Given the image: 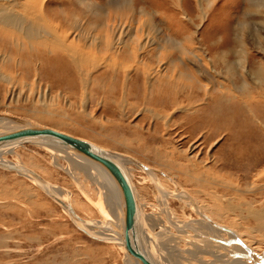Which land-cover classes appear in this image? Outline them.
<instances>
[{"label":"rangeland","instance_id":"1","mask_svg":"<svg viewBox=\"0 0 264 264\" xmlns=\"http://www.w3.org/2000/svg\"><path fill=\"white\" fill-rule=\"evenodd\" d=\"M38 1L79 50L74 59L52 41L13 33L5 43L0 35V114L137 157L169 191L187 189L211 212L221 204L215 221L264 255L255 217L264 216V0H91L99 4L92 9L80 0ZM109 56L117 65L98 63ZM5 158L68 190L82 216L103 218L86 195L95 198V185L65 157L25 144ZM134 173L146 208L160 213L153 183ZM170 199L180 221L197 217ZM61 208L30 178L0 167V264H125L121 247L79 230ZM200 255L203 264L215 259Z\"/></svg>","mask_w":264,"mask_h":264},{"label":"bare ground","instance_id":"2","mask_svg":"<svg viewBox=\"0 0 264 264\" xmlns=\"http://www.w3.org/2000/svg\"><path fill=\"white\" fill-rule=\"evenodd\" d=\"M80 3H85L86 6L89 7L90 9H92V7L94 6L99 5V4L97 5L96 2L94 4L91 0H80ZM111 4L114 3L111 2ZM44 12L45 11L43 4L42 3L39 4L38 0H29V3L27 2V0H0V35H2L1 41H4L6 43L8 39L11 38L13 33H17L18 37L24 36L28 38L30 41L35 42L37 44L41 43L43 45H48L47 43L49 41H52L56 46L60 47L61 50H63L64 52L67 51L70 56L72 57L76 56L79 48L74 45L73 43L74 41L69 42L68 40L69 36L61 34L58 31V26L54 24L46 16ZM109 26L111 27V25ZM109 26L108 25L106 26L107 30L110 32L114 31ZM4 27H6V29H3ZM127 28L128 29L126 30L127 32L126 34H128L129 32V27ZM122 37L119 38L121 39ZM121 40L127 42L126 39H121ZM139 42L140 40L137 41L138 44ZM145 43H147V41ZM140 45L143 47L142 44ZM128 47L130 46L128 45ZM87 49L88 48H85V50ZM85 53L83 52L82 54L80 53V56L83 55L85 57H88L87 56L88 51ZM153 57L156 58L155 56ZM117 58L114 59L111 56L105 57L102 58L101 61L99 60L98 63L99 64H101L102 62L105 63L104 62L105 60L106 62H109L113 65H117L118 62L116 61ZM237 97L240 99L244 98L245 100L247 98H251L248 96L244 97L241 95H237ZM211 104H213V102ZM31 121L32 120L29 118L17 116L14 114L12 115L9 114L8 112L5 113L2 112L0 114V135H5L6 133L9 132L12 133L19 129L32 126ZM94 143L99 145L100 147L109 150L114 156V158L121 164L122 168L127 173L132 189L134 191L136 204H137V218H136L137 237L135 240L136 242L135 245L137 250L141 254L149 258L152 264H196V262L198 264H203L204 259L201 258L202 257L200 255L201 253L209 256L214 255L215 259L212 260V262H209V264H255V261L252 260L249 256H245V257L239 256L238 251L241 253L248 254L247 250L243 247L242 244L234 241V238L236 237L240 238L243 241V237L241 233L235 227L233 226L228 227L229 226L228 224L226 225L222 223L220 224L218 223V221H215V219L213 218L215 217L214 214L216 213L220 214V210L222 208V206H220L221 204L219 205V207L217 206L219 212L212 211L213 212L212 213L209 210V208H207L202 203V201L198 199V197L196 198L194 196L195 194L192 195L190 191L189 192L187 191V189L184 188L182 189L177 187L176 191L173 192L172 190L169 191L170 189L168 190L165 187L166 185H164L163 183L165 181L162 182L161 178L157 175L156 172H158V170L140 161L137 157L131 156L124 152L114 151L106 147L105 145H101L96 142ZM25 144H14L12 146L6 147V150L1 151L0 167H5V165L8 164L20 168L21 171L27 170L28 172L34 173V174H28V173L25 174V172L23 173L21 171L14 170L30 178L40 188H42L45 191V193H47L53 199L58 201L62 206L61 209H63L64 213L69 218L71 217L72 221L75 223L78 229L80 228L79 230L84 231L92 238L110 241L111 243L121 247L125 257L124 259L125 264H143L131 254L126 244L125 232H124L126 226V221H125L126 212H125L124 199H123L124 196L122 195V190L120 185L116 181L115 177L112 175L110 169L103 163L93 158H90L86 155H83L78 151L67 148L64 145L52 144L48 142H36V141L27 143V144H35L37 146L46 147L52 153L54 160H58V158L60 157H65L69 164L70 170L76 171V173L80 171L83 172L84 176L87 177L86 179L90 180L91 183L95 185V187L93 186L94 187L93 192L94 190L96 192L95 198H92V196H89L87 193L86 195L89 201L103 214V218L94 219V218H90L89 216H88L89 218H87L85 216H82L78 212V209L76 208V205L74 206L72 197L68 190H65L64 188H61L58 185L50 183L37 171H35L31 167L26 166L25 164H22V162L11 161L5 158L6 153L12 150L14 151V149L20 146H25ZM239 146L238 148H240ZM246 150L244 149V147H242L240 149V152L242 153L245 152ZM137 169L140 170L143 174L144 173L146 174V175L144 174L145 177L143 179H145L146 181L151 180V182L153 183V187L155 189V200L159 204L158 207L160 213H151L146 208L147 203L146 200L144 199L145 196L143 197L141 195L135 180L134 171ZM196 174H197V178L199 179L200 174H198L197 172ZM170 197L176 198L179 202L183 204L182 206L190 208L191 210H195L194 212H196L197 217L193 218L190 221H182V220L180 221L178 218L175 217V215L172 212L173 209L171 206L172 199H170ZM224 209L225 208H223V210ZM153 210H157V208L156 209L154 208ZM259 213L260 212H256L255 217L256 220L259 222V225L263 227L262 229L264 230V220H263L264 216H261ZM221 214L224 215L223 213ZM235 245L238 247V249ZM249 247L252 248L254 251H256V249H254L252 245ZM183 253L186 255H183Z\"/></svg>","mask_w":264,"mask_h":264},{"label":"water","instance_id":"3","mask_svg":"<svg viewBox=\"0 0 264 264\" xmlns=\"http://www.w3.org/2000/svg\"><path fill=\"white\" fill-rule=\"evenodd\" d=\"M31 124L32 126H29L27 128H22L12 133L9 132L5 135H0V152L6 150V147L12 146L14 144H27L33 141L48 142L52 144L64 145L67 148L78 151L81 154L93 158L106 165L110 169L112 175L115 177L118 184L120 185L122 195L124 196L123 199L126 212V226L124 232L126 244L131 254L135 258H137L141 263L152 264L149 258L141 254L136 248L135 240L137 237V204L134 191L132 189L127 173L122 168L121 164L114 158L112 153L109 150L100 147L94 142L83 137L75 136L71 133L39 122L31 121ZM5 167L7 169L21 171V169L17 168L16 166H11L7 164L5 165ZM26 171L21 172H25V174H34ZM234 241L243 245V247L247 250V256L254 260L255 264H264V256L262 255V253L254 251L238 237L234 238Z\"/></svg>","mask_w":264,"mask_h":264},{"label":"crops","instance_id":"4","mask_svg":"<svg viewBox=\"0 0 264 264\" xmlns=\"http://www.w3.org/2000/svg\"><path fill=\"white\" fill-rule=\"evenodd\" d=\"M114 2V1H113ZM125 3H128V1H126ZM114 4H117V2H114ZM124 5V4H122ZM128 5V4H127ZM127 5L125 6V9L128 10L129 8L127 7Z\"/></svg>","mask_w":264,"mask_h":264}]
</instances>
